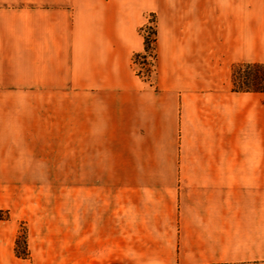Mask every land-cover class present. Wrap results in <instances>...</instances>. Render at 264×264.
Wrapping results in <instances>:
<instances>
[{
  "label": "crops",
  "instance_id": "1",
  "mask_svg": "<svg viewBox=\"0 0 264 264\" xmlns=\"http://www.w3.org/2000/svg\"><path fill=\"white\" fill-rule=\"evenodd\" d=\"M125 7L0 0V93L65 91L82 28L96 42H80V91L103 109L82 132L110 141L109 160L80 165L76 212L69 177L39 180L52 172L40 135H65L69 119L53 102L0 101V264H264L263 93L228 76L264 62V0H210L206 23L164 21L154 85L130 67Z\"/></svg>",
  "mask_w": 264,
  "mask_h": 264
},
{
  "label": "rangeland",
  "instance_id": "2",
  "mask_svg": "<svg viewBox=\"0 0 264 264\" xmlns=\"http://www.w3.org/2000/svg\"><path fill=\"white\" fill-rule=\"evenodd\" d=\"M210 0H120V5L124 4V12H120V21L128 22L130 26L123 29L122 38L129 41L132 48L138 50L133 51L130 54V67L134 70L136 76L143 82L150 85L155 84L156 70L158 66V45L156 40L155 46V58L152 59L147 57L148 64H143L141 58L134 61L133 56L136 52H144L143 50V36H151L150 26H155L158 39L159 26L166 20H175L176 17L182 22L190 23L197 20L199 14L200 22H207L208 18V7ZM96 9H99L97 7ZM176 10H178L176 13ZM114 15V14H113ZM111 10L109 8L102 11H95L93 14V20L96 22H106L110 20ZM95 22V23H96ZM97 24V23H96ZM143 25L147 27L141 29ZM95 30V29H94ZM86 33L90 32L87 28ZM84 30L77 28L75 31L74 42L72 43V58H71V72L69 87H65V91H54L46 92L39 91L38 93L31 92H16V93H0V101H38L40 104L43 102H53L55 107L61 109H55L60 111V115L64 116L65 119H69V132L67 131L68 125L65 124V135L55 134L50 138L42 139L46 135H40L39 150L40 152L46 151V156L39 157L40 168L42 166H48L51 173L45 174L39 173V180H45L46 176H49V180H69L71 182L72 192V210L77 212L78 208V187H79V176H80V165H92V164H103L104 159L109 160L106 156L109 148L107 139H103V135L99 134L97 139L94 135V126H92V133L89 134V126L87 132V140H84V131L82 132V125L84 126V120L87 119L89 122L94 120L95 115L99 117L103 116V109L95 108L94 93L89 91H80V82L82 79V72L89 76L90 62L79 60V46L81 47L85 41L86 47L92 48L96 40H93L89 35L86 37L82 36ZM83 42V43H82ZM120 59L122 60L123 53L120 50ZM140 61V62H139ZM85 62L87 63L85 67ZM238 63H233L228 72V76L231 83V72L232 67ZM264 63V62H261ZM93 71V70H92ZM123 68L121 74L123 75ZM42 87H40L41 89ZM262 150L263 157L262 163L264 164V93L262 95ZM100 105V103H99ZM63 107V109H62ZM94 122V121H92ZM67 123V121H65ZM101 129V125L99 126ZM101 132V130H100ZM105 150V151H104ZM42 171V170H40ZM65 171V174H64ZM21 248V247H20Z\"/></svg>",
  "mask_w": 264,
  "mask_h": 264
},
{
  "label": "trees",
  "instance_id": "3",
  "mask_svg": "<svg viewBox=\"0 0 264 264\" xmlns=\"http://www.w3.org/2000/svg\"><path fill=\"white\" fill-rule=\"evenodd\" d=\"M143 25L141 29L146 28ZM151 36H143L144 52H136L133 56L134 61L141 58L143 64H148L147 57L155 58V46L157 40V32L155 26H150ZM140 62V61H139ZM232 90L234 91H254L264 93V63L261 62H245L238 63L232 67L231 72ZM18 253L26 255V247L24 239H17Z\"/></svg>",
  "mask_w": 264,
  "mask_h": 264
}]
</instances>
